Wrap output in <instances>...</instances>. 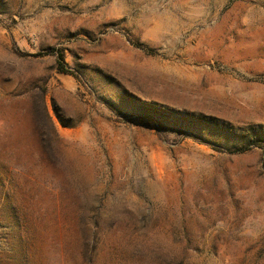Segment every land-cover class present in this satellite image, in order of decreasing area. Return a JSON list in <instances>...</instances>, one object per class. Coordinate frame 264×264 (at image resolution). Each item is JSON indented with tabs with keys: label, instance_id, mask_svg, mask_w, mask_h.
<instances>
[{
	"label": "rangeland",
	"instance_id": "rangeland-1",
	"mask_svg": "<svg viewBox=\"0 0 264 264\" xmlns=\"http://www.w3.org/2000/svg\"><path fill=\"white\" fill-rule=\"evenodd\" d=\"M0 264H264V0H0Z\"/></svg>",
	"mask_w": 264,
	"mask_h": 264
},
{
	"label": "trees",
	"instance_id": "trees-1",
	"mask_svg": "<svg viewBox=\"0 0 264 264\" xmlns=\"http://www.w3.org/2000/svg\"><path fill=\"white\" fill-rule=\"evenodd\" d=\"M47 53L51 54L55 58V63L58 72L62 74H69L68 65L65 62V56L61 50H49Z\"/></svg>",
	"mask_w": 264,
	"mask_h": 264
}]
</instances>
